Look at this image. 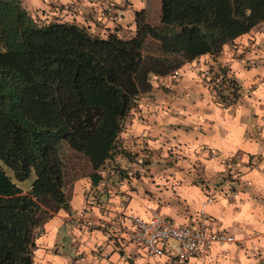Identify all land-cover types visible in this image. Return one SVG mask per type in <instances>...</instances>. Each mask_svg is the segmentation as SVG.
<instances>
[{"label":"trees","instance_id":"16d2710c","mask_svg":"<svg viewBox=\"0 0 264 264\" xmlns=\"http://www.w3.org/2000/svg\"><path fill=\"white\" fill-rule=\"evenodd\" d=\"M263 22L264 0H160L158 23L141 8L128 36L100 37L0 0V264H36L44 222L68 210L65 149L94 170L130 160L119 136L153 77L173 83L185 63ZM209 82L223 102L238 97L225 73Z\"/></svg>","mask_w":264,"mask_h":264},{"label":"crops","instance_id":"0c3cea01","mask_svg":"<svg viewBox=\"0 0 264 264\" xmlns=\"http://www.w3.org/2000/svg\"><path fill=\"white\" fill-rule=\"evenodd\" d=\"M37 3L54 16L50 20L88 26L100 36L115 27L99 20L102 4L131 6L128 23L134 10H147L141 0H24L29 11ZM73 3L79 6L76 13L62 9ZM178 72L173 83L154 76L153 89L127 117L119 141L133 154L130 160L117 156L94 170L81 154L88 165H66L69 207L44 222L36 261L68 264L83 253L84 264H162L148 258L143 247L99 225V219L113 220L121 212L145 218L156 213L195 226L202 202L212 194L214 201L206 206L209 228L237 240L215 244L204 258L188 264H264V22L225 44L220 53L202 55ZM224 73L238 92L230 102H223L209 82ZM233 156L239 159L228 165ZM111 182L116 186L103 197L108 209L84 211L87 195ZM65 236L72 257L50 255L48 249ZM96 245L103 248L98 257L91 254Z\"/></svg>","mask_w":264,"mask_h":264},{"label":"built area","instance_id":"2783aa9c","mask_svg":"<svg viewBox=\"0 0 264 264\" xmlns=\"http://www.w3.org/2000/svg\"><path fill=\"white\" fill-rule=\"evenodd\" d=\"M66 10L76 13L79 6L73 4L65 5ZM123 17L121 8L111 3L102 4L99 9L98 18L101 21H110L117 26ZM232 43V42H228ZM179 72L174 71L170 79L176 80ZM231 157L227 164H232ZM103 170L98 174L102 175ZM130 175H134L132 172ZM116 183L104 184L98 189L97 194H88L83 203V210L90 209L91 206L106 211L107 204L104 196L109 193ZM214 201V196L208 195L198 211V219L195 226L187 224H176L173 221L163 218L159 214L151 213L147 218L138 214L118 213L114 219H99V225L109 227L118 236L127 239L137 247H143L148 258L158 259L162 264H188L191 260L204 258L215 244H230L236 242L235 235L224 230H211L206 215V206ZM100 245L92 249V255L98 257L102 251ZM83 253H78L72 260V264H84Z\"/></svg>","mask_w":264,"mask_h":264},{"label":"rangeland","instance_id":"374dc122","mask_svg":"<svg viewBox=\"0 0 264 264\" xmlns=\"http://www.w3.org/2000/svg\"><path fill=\"white\" fill-rule=\"evenodd\" d=\"M141 2L146 3L147 10H145V12H146L147 21L151 24L158 23L159 15H160V0H141ZM30 9H31L30 13L34 17H36L42 21L46 20V19L50 20V18L53 19V17H54L49 13L48 9L42 8L40 6V3L35 4ZM62 9L73 14L72 11L66 10L64 7ZM121 10L123 12V17L118 22H116V24H118V25L112 29L114 30L113 32H116V33H118V35L125 37V36H128L130 31H131V29L128 26V22L131 19V16H132L131 13L133 12V9L131 6H127V7L123 6L121 8ZM105 23H107V22H105ZM122 23H127V24H122ZM83 27H85L89 32L91 31L88 26H83ZM90 33L93 35H97V36L101 35V32H94V33L90 32ZM106 33H107V35L110 34L108 31L107 32L105 31V34ZM106 36H100V37H106ZM153 81H155V80H153ZM64 152H65V160H66L67 165H88L87 162L85 161L84 157L80 153H76V152L72 151L71 149H65ZM124 172H125V170H124ZM31 179H32V177L28 178L24 182L23 185H25V186L29 185ZM37 243H39V240L37 241ZM69 247H71V246L69 244V241L67 240V236H65L63 239L60 238L56 244L52 245L48 249V251H50L49 252L50 255H53L54 257H56V256H58V257H65V256L66 257H72V251L70 250ZM36 259H38V256L34 252V261L36 262V264H41L40 262L36 261ZM71 261H72V259L68 262V264H71Z\"/></svg>","mask_w":264,"mask_h":264},{"label":"clouds","instance_id":"9594fccd","mask_svg":"<svg viewBox=\"0 0 264 264\" xmlns=\"http://www.w3.org/2000/svg\"><path fill=\"white\" fill-rule=\"evenodd\" d=\"M40 237V236H39ZM39 239V238H38ZM38 239H37V241H38ZM72 260H73V258H72ZM71 264H72V261H71Z\"/></svg>","mask_w":264,"mask_h":264}]
</instances>
